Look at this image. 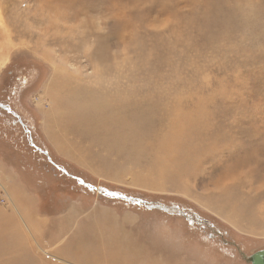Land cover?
I'll return each mask as SVG.
<instances>
[{"label": "rangeland", "instance_id": "obj_1", "mask_svg": "<svg viewBox=\"0 0 264 264\" xmlns=\"http://www.w3.org/2000/svg\"><path fill=\"white\" fill-rule=\"evenodd\" d=\"M235 167L264 174V0H0V264H249ZM17 186L65 230L23 247Z\"/></svg>", "mask_w": 264, "mask_h": 264}, {"label": "crops", "instance_id": "obj_2", "mask_svg": "<svg viewBox=\"0 0 264 264\" xmlns=\"http://www.w3.org/2000/svg\"><path fill=\"white\" fill-rule=\"evenodd\" d=\"M6 174L8 175V173H6ZM17 192L19 193V195H17V198L22 199V205L20 206L19 205L20 203H18V206L16 207L17 208V211H16L17 220L16 221L14 218V216H15L14 213H11L10 216H11V221L14 222L16 224V227H18L19 231L21 230V232H22V234L20 232H18V235L23 238V240H22L23 241V244H22L23 247H26L25 240H24L25 230H29L31 232V235L34 237V239L39 244L46 240L44 238H46L48 230L56 229L58 232L65 230V228H63L62 230H60L58 227L56 228L57 223L53 222L54 216L59 215L61 212L52 216L50 213L43 211L42 208L39 207V205L38 206L35 205V201L32 202V200L29 199L30 198L29 196H28L29 198H27V197L25 198L24 195H21L20 186H17ZM22 193L24 194V189H22ZM26 194L31 195V196L34 195L30 191H26L25 196H26ZM19 196H21V197H19ZM24 198H25V200L26 199L29 200L28 204H26V202H24ZM68 230H70V229L68 228ZM28 249H30V248H28Z\"/></svg>", "mask_w": 264, "mask_h": 264}, {"label": "bare ground", "instance_id": "obj_3", "mask_svg": "<svg viewBox=\"0 0 264 264\" xmlns=\"http://www.w3.org/2000/svg\"><path fill=\"white\" fill-rule=\"evenodd\" d=\"M179 161H182L181 162V164L179 165V164H177L176 166H177V168L179 169V166H186V162H187V160H188V158H186V157H181V158H179L178 159ZM177 161V160H176ZM238 169H240V168H238ZM231 170H232V172L231 173H229V179H230V182L232 181V183L233 184H229L228 185V187L229 188H226V187H224V185H220L219 184V182H217V184H216V188H218L219 190H221V192L219 191V193H220V195L218 196V200L220 201V202H222V203H224L226 200L225 199H227L228 198V194H232V192H236V189L237 188H240V187H242L243 185H249V184H251V183H255V182H259L260 184H261V186H263V184H264V174H259V172H258V170H254V169H252L248 174H247V172L245 173V175H244V177L243 176H241V177H239V176H237V167H235V168H231ZM176 173H177V170H176ZM224 177H227V174H224ZM244 179V180H243ZM244 187V186H243ZM263 205V204H262ZM221 209H222V207H221ZM112 230V229H111ZM119 231V230H118ZM108 232L110 233V231L108 230ZM112 232V231H111ZM108 235V234H107ZM111 236H112V234H111ZM113 238V237H112ZM111 238V239H112ZM110 239V240H111ZM111 242V241H110ZM95 243H98V241H96ZM100 243H101V241H100ZM100 243H99V245H100ZM92 245H93V243H91ZM90 244V245H91ZM89 245V246H90ZM91 245V246H92ZM97 245V248H100V247H98V244H96ZM101 246V245H100ZM93 247H95V245L93 246ZM103 247V246H102ZM104 247H105V245H104ZM96 248V247H95ZM94 248V249H95ZM92 249V248H91ZM100 250V249H99ZM91 252L92 250H90V249H88V250H86V252ZM101 251V250H100ZM99 251V252H100ZM111 252V251H110ZM109 252V253H110ZM113 252V251H112ZM116 252V251H115ZM121 252V251H120ZM107 253V252H106ZM108 253V254H109ZM92 254V253H91ZM120 254H122V253H120ZM130 254V253H129ZM87 255V254H86ZM104 255H106V254H104ZM110 255V254H109ZM112 255V254H111ZM83 256H85V255H83ZM92 256H94V255H92ZM98 256H100V255H98ZM108 256V255H107ZM116 256H117V254H116ZM116 256H115V258H114V255H112V257H113V259H111L110 257H109V259L110 260H108V257H106V258H103L102 260H100V261H98V260H96V259H94V258H91L90 260L88 259V257H80V258H82L83 260H82V264H121V261H125V260H127V262H130V261H133V259L132 260H130V261H128L129 260V256L128 255H126V256H128L126 259H124V257L123 258H121L120 257V255H119V257H117L116 258ZM103 257V256H102ZM101 257V258H102ZM97 258V257H96ZM100 258V259H101ZM134 258V257H133ZM131 259V258H130ZM58 260H61V261H64L63 259H58ZM64 262H66V260L64 261ZM67 263V262H66ZM122 263H125V262H122ZM133 263V262H132ZM69 264H71V263H69ZM73 264V263H72ZM134 264V263H133Z\"/></svg>", "mask_w": 264, "mask_h": 264}, {"label": "water", "instance_id": "obj_4", "mask_svg": "<svg viewBox=\"0 0 264 264\" xmlns=\"http://www.w3.org/2000/svg\"><path fill=\"white\" fill-rule=\"evenodd\" d=\"M246 261L249 264H264V249L258 250L252 254H250Z\"/></svg>", "mask_w": 264, "mask_h": 264}, {"label": "trees", "instance_id": "obj_5", "mask_svg": "<svg viewBox=\"0 0 264 264\" xmlns=\"http://www.w3.org/2000/svg\"><path fill=\"white\" fill-rule=\"evenodd\" d=\"M76 177H78V176H76ZM71 178V177H70ZM79 179H82L81 177H78ZM78 178L76 179V178H74V179H72V180H76V181H78ZM83 180V179H82ZM84 181V180H83ZM85 182V181H84ZM84 184H86V182L84 183ZM83 186V185H82ZM84 187V186H83Z\"/></svg>", "mask_w": 264, "mask_h": 264}, {"label": "flooded vegetation", "instance_id": "obj_6", "mask_svg": "<svg viewBox=\"0 0 264 264\" xmlns=\"http://www.w3.org/2000/svg\"><path fill=\"white\" fill-rule=\"evenodd\" d=\"M13 113H14V112H11L12 115H15V114H13Z\"/></svg>", "mask_w": 264, "mask_h": 264}]
</instances>
